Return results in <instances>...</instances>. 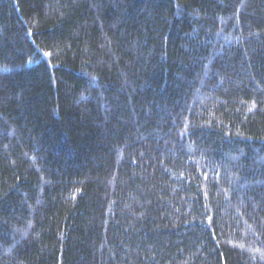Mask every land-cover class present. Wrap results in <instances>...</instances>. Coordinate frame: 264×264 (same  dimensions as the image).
Segmentation results:
<instances>
[{
	"label": "trees",
	"instance_id": "obj_1",
	"mask_svg": "<svg viewBox=\"0 0 264 264\" xmlns=\"http://www.w3.org/2000/svg\"><path fill=\"white\" fill-rule=\"evenodd\" d=\"M0 264H264V0H0Z\"/></svg>",
	"mask_w": 264,
	"mask_h": 264
}]
</instances>
